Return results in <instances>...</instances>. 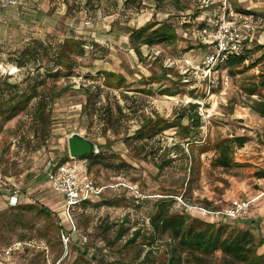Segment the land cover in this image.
Masks as SVG:
<instances>
[{
  "label": "rangeland",
  "instance_id": "1",
  "mask_svg": "<svg viewBox=\"0 0 264 264\" xmlns=\"http://www.w3.org/2000/svg\"><path fill=\"white\" fill-rule=\"evenodd\" d=\"M55 1L68 8V23L57 27L59 33L64 39L79 36L94 48L78 59L80 67L72 77L58 84L62 95L51 105L46 123L24 113L4 126L0 124V169L13 181H24L21 186L26 195L20 197L19 206L34 205L53 213L49 219L38 210L12 209L0 198V264H85L80 256L79 234L72 235L75 243L65 246L55 228L61 220L69 229L64 197L42 179L30 184L46 162L69 157L68 139L73 133L92 138L101 150L111 153L108 156L114 164L131 167L91 166L98 184L114 186L94 202L95 206L75 214L82 234L89 237L86 259L91 264H97L95 257H101L100 248L110 261L133 260L137 252L123 248L127 237L110 245L117 227L104 234L100 226L126 221L130 234L139 228L148 231L154 204L170 197L175 200L174 212L251 231L256 236L257 253L264 255L263 250L259 252L264 246V198H254L264 190V180L260 184L257 177L264 173V121L253 109L256 102L264 100V88L260 86L264 30L254 41L247 63L221 67L206 78L204 61L212 48L199 38L201 20L194 21L203 15V0H136L129 5L125 0ZM246 2V7L254 2L253 9L264 16V0ZM233 3L239 8L240 4ZM154 22L173 24L179 42L168 48L143 47L139 58L130 44L131 32ZM4 46L0 43V59L12 63L13 51ZM103 74L114 75L111 86L106 85ZM118 79L125 82L120 89ZM149 85L151 92L147 90ZM165 89L179 94L164 95ZM252 90L255 95H251ZM190 105H198L203 113V127L193 145L177 127L151 142L134 138L149 119L171 123ZM188 124L185 118L183 125ZM239 136L250 141L244 148L232 147L233 166L216 167L214 161L220 157L217 145ZM118 183L137 186L142 196L137 198L121 185L115 187ZM237 199L254 201L250 218L244 222L205 212H224ZM114 201L123 206L111 205ZM209 264L230 263L217 254Z\"/></svg>",
  "mask_w": 264,
  "mask_h": 264
},
{
  "label": "trees",
  "instance_id": "2",
  "mask_svg": "<svg viewBox=\"0 0 264 264\" xmlns=\"http://www.w3.org/2000/svg\"><path fill=\"white\" fill-rule=\"evenodd\" d=\"M136 0H125V5H129ZM179 37L176 27L168 22L148 23L146 26L135 29L130 35V44L138 57H142V48H153L155 46L172 47L177 45ZM13 51L14 61L7 62L3 58L0 62L12 64L19 69L21 73L14 82L10 78H0V124L4 126L24 113H31L36 122L42 124L47 122L50 114V107L55 100L61 97L62 90L58 84L66 77H72V74L78 67V59L84 58L89 51L94 48L86 39L71 35L64 40H58L52 35L45 38L32 39L25 43L22 48H16L15 45H6ZM254 50V49H253ZM245 63V57L234 58L226 66L239 67ZM106 85L111 86L113 74H103ZM75 77V76H74ZM94 75V79H95ZM120 89L125 84L123 79L117 80ZM260 86L264 88V75ZM97 90L101 88L98 86ZM90 90V89H89ZM150 92V91H149ZM255 95L256 91H250ZM164 95L176 96L170 89L163 91ZM254 111L264 119V100L258 101L253 107ZM108 115L111 113L107 109ZM121 116L124 114L121 110ZM188 118L189 124L183 125V120ZM181 130L185 140H189V145L198 142L195 135L203 127L202 116L199 113L198 105H190L183 114L177 115V119L169 123L161 118L149 119L147 123L136 131L134 138L141 142H151L158 136L164 134L170 129ZM250 139L247 137H235L233 141H225L217 145L220 149V157L214 161L216 167L231 168L233 160L230 152L235 149L244 148ZM101 149V147H100ZM108 151L101 150L98 155L85 157L89 165V171L92 165H106L109 168L124 169L131 168L126 164H114L109 158ZM70 157L64 159L69 160ZM259 179H264V173H258ZM119 185V183L117 184ZM109 188L106 189L109 190ZM105 191V193H106ZM104 193V195H105ZM103 195V196H104ZM102 196V197H103ZM85 202L74 212V221L77 232L73 233L72 227L66 230L69 236V245L75 243L72 235L79 234L80 256L85 260V264H91L86 258L89 256V237L82 234L79 225L76 222V212L86 211L91 205L97 203ZM97 202V201H96ZM174 198H163L156 201L154 210L150 214V229H136L130 234V227L127 222L109 224L103 223L100 228L104 234L110 233L114 228L115 237L109 241L110 245H116L120 241L124 242L123 248L134 249L137 255L131 261L115 260L110 261L104 254V249H99L101 257H95L97 264H209V260L221 254L223 258L229 260L230 264H264V255L257 253L256 236L249 230H239L231 228L229 225H216L203 220L193 218L186 212H174ZM94 203V204H93ZM111 205L123 206L119 201L110 202ZM18 210L37 211L47 218H52L53 213L47 208L37 209L36 206L18 207ZM60 233V242L62 239L63 227L60 223L55 227ZM84 238L87 243H84Z\"/></svg>",
  "mask_w": 264,
  "mask_h": 264
},
{
  "label": "built area",
  "instance_id": "3",
  "mask_svg": "<svg viewBox=\"0 0 264 264\" xmlns=\"http://www.w3.org/2000/svg\"><path fill=\"white\" fill-rule=\"evenodd\" d=\"M233 2L234 0H203L200 6L207 15L201 20L199 38L212 48L204 61L207 69L206 78L214 71L226 66L234 58L245 57L247 63L252 56L254 41L264 30V16L249 10H240ZM17 4V1H6L4 6L15 7ZM20 73L21 69L18 67L0 62V78H10L16 81ZM225 82L228 85V80ZM212 84L215 82L213 81ZM199 113L203 116L202 109ZM44 174H46L51 189L65 199L67 224L72 227L73 233L77 232L74 212L83 203L101 198L106 189L110 187L97 183L89 171L87 160L70 158L60 162L48 161L45 163ZM120 185L133 191L137 198L141 195L137 186L121 183L115 187ZM24 194L26 195L19 181L6 177L0 169V196L8 197L9 207L18 208L20 197ZM253 203L254 201L237 199L224 212L207 210L205 212L214 216L223 215L234 222H244L250 218ZM59 223L63 227L62 239L65 246H68L69 236L64 232L66 226L61 220ZM83 240L85 244L87 239Z\"/></svg>",
  "mask_w": 264,
  "mask_h": 264
},
{
  "label": "crops",
  "instance_id": "4",
  "mask_svg": "<svg viewBox=\"0 0 264 264\" xmlns=\"http://www.w3.org/2000/svg\"><path fill=\"white\" fill-rule=\"evenodd\" d=\"M6 1H17L18 4L15 7H5L4 4ZM246 1L247 0H235L234 2L240 4L238 9L249 10L256 13L253 9L255 7L254 2H249V6L251 7H246L244 6V4L247 3ZM67 13L68 8L57 4L55 0H0V43L7 45V43L14 42L16 48H22L28 41L45 38L47 35H52L58 40H64V34L61 32L59 33L57 27L63 23H68L69 17ZM206 15L207 14L203 11V15L197 17L194 21H200ZM150 86L151 85L147 87V90L151 92ZM84 136L92 140L89 136ZM44 167L45 164L39 175L35 176L34 181L30 183L31 185L37 183V180L42 179L44 180L42 182H46L50 187L46 174H44ZM259 180L261 184L264 179ZM23 183L24 181H19L20 186ZM0 198H2L4 202L7 203V207H9L8 197L6 195H1ZM254 198H264V190L254 194ZM261 250H263L261 254H264V246L259 248V252H261Z\"/></svg>",
  "mask_w": 264,
  "mask_h": 264
},
{
  "label": "water",
  "instance_id": "5",
  "mask_svg": "<svg viewBox=\"0 0 264 264\" xmlns=\"http://www.w3.org/2000/svg\"><path fill=\"white\" fill-rule=\"evenodd\" d=\"M69 157L76 160H84L85 157L98 155L100 146L94 140L86 138L80 133H73L68 139Z\"/></svg>",
  "mask_w": 264,
  "mask_h": 264
}]
</instances>
